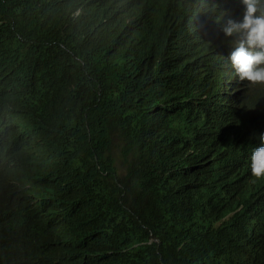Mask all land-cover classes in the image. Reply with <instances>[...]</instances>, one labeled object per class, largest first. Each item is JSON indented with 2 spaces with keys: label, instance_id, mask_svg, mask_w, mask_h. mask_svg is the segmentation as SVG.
I'll return each instance as SVG.
<instances>
[{
  "label": "trees",
  "instance_id": "1",
  "mask_svg": "<svg viewBox=\"0 0 264 264\" xmlns=\"http://www.w3.org/2000/svg\"><path fill=\"white\" fill-rule=\"evenodd\" d=\"M190 4L0 0V264H264V182L192 131Z\"/></svg>",
  "mask_w": 264,
  "mask_h": 264
},
{
  "label": "clouds",
  "instance_id": "2",
  "mask_svg": "<svg viewBox=\"0 0 264 264\" xmlns=\"http://www.w3.org/2000/svg\"><path fill=\"white\" fill-rule=\"evenodd\" d=\"M142 1L156 11L176 2ZM185 1L191 4L178 14L177 25L184 52L182 74L199 90L189 92L195 108L191 117L199 123L192 131L225 130L231 154L246 161L250 180L264 182V0ZM159 137L170 142L174 128L153 133L152 138ZM253 233L264 235V223Z\"/></svg>",
  "mask_w": 264,
  "mask_h": 264
},
{
  "label": "bare ground",
  "instance_id": "3",
  "mask_svg": "<svg viewBox=\"0 0 264 264\" xmlns=\"http://www.w3.org/2000/svg\"><path fill=\"white\" fill-rule=\"evenodd\" d=\"M238 95H239V96L241 95V92H240V90H238Z\"/></svg>",
  "mask_w": 264,
  "mask_h": 264
},
{
  "label": "rangeland",
  "instance_id": "4",
  "mask_svg": "<svg viewBox=\"0 0 264 264\" xmlns=\"http://www.w3.org/2000/svg\"><path fill=\"white\" fill-rule=\"evenodd\" d=\"M119 168L121 169V165L119 164Z\"/></svg>",
  "mask_w": 264,
  "mask_h": 264
}]
</instances>
